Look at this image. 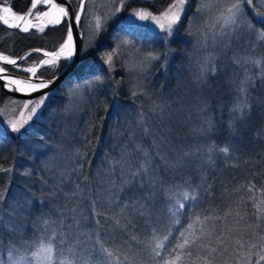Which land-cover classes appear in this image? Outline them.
<instances>
[{"label":"trees","instance_id":"trees-1","mask_svg":"<svg viewBox=\"0 0 264 264\" xmlns=\"http://www.w3.org/2000/svg\"><path fill=\"white\" fill-rule=\"evenodd\" d=\"M7 2L13 10L20 12L26 9L30 1ZM53 29L48 27L44 33L37 36L44 42L41 45L38 39L30 36L28 32L19 33L0 25V49L19 55L40 45L48 48L51 46L45 42L48 38L61 39L65 32L63 27ZM118 29L120 32L110 33L109 36L118 35L121 41L127 39L133 45L139 40L134 37L138 35L134 29ZM142 38L150 52L160 51V45L152 35L145 33ZM104 43L100 49L111 47L112 38ZM173 43L176 47L177 42L174 40ZM124 49L123 47L122 50ZM118 54L122 55L121 51ZM106 55L112 57L111 61L108 60L109 66L105 62L95 60L84 68L83 65L88 62L85 60L87 58L78 60V65L74 68L75 75L51 91L56 94L66 84L84 76L94 75L98 71L101 75V90L98 92L94 89L92 93L95 101L99 99L100 107L90 111L84 128L81 121L77 122V132L69 139L76 144L78 154L75 156L74 168H70L67 182L61 178L63 183L58 184L57 178L52 176V167L46 166L44 162L46 151L42 154L34 150L35 147L49 142L45 135L48 128L53 125L60 129L62 127L64 120L59 117L56 119L57 114L53 111L62 100L61 95H56L57 98L52 96L55 100L45 103L40 113L20 131L4 135L0 133V192L7 189L4 192V200L0 202V264H11L13 260L19 261L20 264H31L29 257L32 246L41 239L44 240L40 237H43L46 231L48 237L50 236V228H44V221L49 218L38 217L43 202L49 205L43 207L45 211L48 207L52 209V215L45 213L43 216L50 217L53 223L51 237L48 241L44 240L54 245L51 264H58L59 259L77 260L76 262L82 264H163V261L175 255V246L182 243L185 237L191 238L192 234L200 237V240L179 250L182 253L191 252V255H184L177 264H201L200 257H210L215 264L228 263L233 240L239 236L243 238L246 234L251 235L249 232L256 231L258 234L259 231L256 226L260 222L256 217L257 208L254 205L260 193L264 199V99L255 93L251 97L253 107L250 113L240 119V114H234L231 110V89L225 78L226 70L222 69L218 74L210 76L207 79L209 87L206 89V96L210 98L209 106L206 114L204 111L202 114L206 124L205 132L197 134L194 130L189 137L182 128L186 116L181 115L170 118L177 124L176 130L166 131V126L162 128L173 143H184L189 147V151L193 149L195 153L191 158L166 171L161 179L152 164L159 166L161 175V172L165 171V165L162 167L160 160H167L170 151L166 154H163V149L157 152L159 147L151 141L156 143L152 131H155V127L159 128L161 119L162 126L164 125L165 114L160 119V116L157 118L150 115L149 111H152L150 108L153 102L159 101L160 97H164L162 95L172 88L173 82L170 81L177 56L172 57V61L166 64L162 60L155 61L142 79L133 81L128 79L130 77L121 69L124 67L125 58L117 57L114 53ZM7 97L9 95L1 88L0 104ZM133 109H140L146 114L150 129L144 136L134 135L133 140H129L133 146L130 150L131 159L138 163V171L142 172L145 179L140 174L138 180L141 184L138 185L130 172L132 176H128L126 188H129L130 192L140 188L141 196L136 206L146 209V213L129 217H124V212H121L124 213L123 216L116 215L114 213L119 212L121 203L118 200L112 216L109 215L110 209L106 211L105 207H100L102 209H98L95 214L97 207L94 206L93 211L94 195L91 193L95 188H100V184L93 173L94 168L98 162L111 154L114 131L121 130L120 134H127L130 126L128 123L134 116ZM209 121L214 125L210 133L207 131ZM230 124H235V128H229ZM77 134H80L79 137ZM53 145L57 147V144ZM225 146L230 149L227 155L218 151ZM142 166L147 167L146 172ZM6 169L9 171H4ZM25 172L28 174L25 175ZM22 189L23 193L39 198L41 202L38 204L34 200L32 205L28 206L29 209H26L19 198ZM18 191L19 199H14L12 196ZM184 193L189 194L186 200L183 198ZM192 196L196 198L192 199ZM180 203H183V208L178 207ZM206 217L208 219H205ZM113 219L119 220V224H112ZM189 225L192 227L189 228ZM249 225L251 227H247ZM108 227H111L112 235ZM202 227L205 232L210 231L211 236H201ZM94 228L97 229L100 241L92 235ZM181 233H184V237ZM165 236L168 237L167 240L164 239ZM217 236L221 237L223 243L217 241ZM209 241V248L200 246L208 244ZM160 243L164 247H157ZM102 248L109 249L113 255L109 257ZM211 248L218 251L211 252ZM9 251L13 253L11 260ZM21 257L25 259L21 260ZM258 263L263 264L264 260L256 259L253 264Z\"/></svg>","mask_w":264,"mask_h":264},{"label":"rangeland","instance_id":"rangeland-1","mask_svg":"<svg viewBox=\"0 0 264 264\" xmlns=\"http://www.w3.org/2000/svg\"><path fill=\"white\" fill-rule=\"evenodd\" d=\"M82 2L83 9L80 10L81 0H72L71 9L73 11H80L81 18L78 23V30L81 34V48L78 60H82L84 57L87 58L85 60H88V62L83 65L84 68L88 67L86 65L95 60L96 62H105L109 66L108 55L106 54L114 53L117 57L125 58L124 67H121V69L130 77L128 79L133 81L136 79L137 81L138 79H142L155 61L162 60L166 64V62L169 63L172 61V57L175 58L177 56L176 65L171 76L172 81H170L173 82L172 88L169 92L164 93L162 95L164 97H160L159 101L156 100L153 102L150 108L152 111H149L150 115L157 116V118L160 116V119L165 114L164 125L162 126L161 119L159 128L155 127V131H152L153 140H156V143L151 141V143L159 147L157 152L161 151V149L164 150L163 154L169 153L170 151L168 159H165L166 161L160 160V165L162 167L165 165V171H162L161 175L158 171L159 166H156L154 163L152 164L154 171L161 179L163 178L162 175L166 174V171L171 170L174 165H178L184 160H187V158H191L195 153L193 149L189 151V147L185 146L184 143L180 144L178 140L176 141L179 144L178 142L173 143L170 136L164 133L162 128L166 126V131L176 130L177 124L170 118L181 115V117L186 116L183 119L182 128L189 137L194 130L198 132L197 134L205 132L206 124L203 119L204 115L202 114L203 111L206 114L209 106L210 98L206 96V89L209 87L207 79L210 76L212 77L214 74H218L222 69L226 70L225 78L231 89V110L237 99L236 87L246 76L252 77L255 83V87L249 89L250 100L255 93H258L264 99V77H261V73H264V59H262L264 58V41L259 39V34L264 33V21L258 15V13H264V0H254L252 5L243 3V0H185L182 11H180V19L178 23L173 25L170 34L167 28L161 29L155 20L140 19L137 13L155 16L159 20V23L166 25L167 17L164 13L167 11L170 15L171 12L177 11L176 8H169L170 5L176 3V0H82ZM0 4L2 5L0 9L4 5L12 8L7 0H0ZM234 4L240 5L239 10L233 9L230 12L229 10L232 9ZM44 8L45 5L40 4L31 10V15L27 18L30 19L29 22L35 25V27H31L28 34L38 39L39 37L37 36L44 33L48 27L52 30H54L53 28L63 27L65 32L61 36V39L57 37L55 39L51 38L50 40L48 38L45 41L51 45L48 48L41 46L44 42L41 41L42 39H38L41 43L40 46L33 47L19 55L10 54L0 49V54H5L10 59L19 58L23 53H26V55L17 60L18 66L0 62V67L4 69V72L48 78L55 75L64 65L65 59L61 58L55 65H44L36 69L35 74L26 71L27 68L34 67L37 62L44 60L45 55L41 51H55L67 35V25L64 18H62L60 24L52 26L43 17H40L41 15L39 14L42 13ZM13 12L18 13L15 10ZM233 12H235V23L229 20ZM25 26H28V24H22L20 28ZM118 27L122 29H134L135 32H138V35L134 37L139 40L133 45L127 39L121 41L122 39L118 35L113 34L109 36L110 33L120 32ZM39 28H43L44 31L40 32ZM17 31L22 33L21 30ZM107 33L108 36L106 37ZM145 33L152 35L157 40V43L160 45V51L157 53L150 52L145 47L146 43L143 41V38L141 39ZM111 38L113 45L108 48L103 47L104 49L101 47L102 49H100V46H103L105 41L109 42ZM174 40L177 42L176 47L173 46L175 45L173 43ZM123 47L125 48L124 50H122ZM36 49H40L41 51H35ZM125 50L127 52L123 53ZM119 51H121L123 56L118 54ZM257 59L261 60L259 65L252 63V61ZM117 67L116 69H118ZM212 68L215 69L214 73L211 72ZM100 76L98 71L89 77H81L77 81L70 82L68 85L66 84L56 94H52L51 91L53 89L32 98H16L8 94L9 97L0 104V133L4 135V133L10 134L18 132L13 131V123L26 126L25 124L31 121V119H28L31 108L35 106V102L39 101L42 96L45 97L44 103L40 105L35 115L40 113L45 103L50 100L54 101L59 95L62 96V100L58 106L53 108V111L57 114L55 116L56 119L59 117L64 120L61 129L56 125H53L55 127L52 126L50 129L48 128V132L45 135L49 142L39 145L34 149L42 154L46 151V154H44V162L46 166L49 165L52 167L54 174L52 176L54 179L55 177L57 178L58 184L63 183L60 181L61 178L64 179V182H67L71 166L74 168V160L78 154V148L69 139L71 135L77 132V122L81 121L80 123L84 128L87 115L90 114V111L100 107L99 99L95 101L96 98L92 95L94 89L98 92L101 90ZM52 96L56 97L54 98ZM27 102L32 103L29 104L28 108H25L24 105ZM133 114L132 121L128 123L130 126L128 128L129 130H126L127 134H120L122 132L121 130L114 131L115 137L111 141V154L101 162H98L94 168L93 173L96 174L100 184V188H95L94 192L91 193L94 195L92 208L94 206L97 207L95 209L96 211L93 208L95 214L96 212L98 213V209H102L100 207H105L104 209L106 211L108 208L110 209L109 215L112 216L114 205L119 202L118 200L121 203H119L118 207L119 212L116 211L114 213L116 215L122 214L123 216L125 213L124 217H129L130 215H145L146 213V209L144 210L143 207L139 208L136 206L141 196L139 195L140 188L133 189L131 191L133 195H131L129 188H126L129 175H133V180L137 181L138 185L141 184V181L139 182L138 179L143 175L142 172L138 171L139 166L136 165L138 163L131 159L130 150L133 149V146L130 141L133 140L134 135L144 136L143 134L150 129L146 114H143L140 109H133ZM24 121H27V123H24ZM79 135L77 134L78 137ZM187 139L189 138L187 137ZM53 144H57V147ZM57 148L60 150H57ZM151 160L154 161V158ZM130 172L132 175L129 174ZM143 177L145 179L144 175ZM18 194L19 191L13 194L12 197L14 199L21 198V202L25 205L26 209H29L28 206L32 205L34 200L38 204L41 202V199L33 198L29 196L31 194H27L26 192L23 193V189L19 198ZM256 204L264 208L262 193L258 196ZM47 205L43 202V207H47ZM43 207L41 206L38 217L41 216L43 219H50V217L44 218L43 216L45 213L52 215V209L48 207V210L45 211ZM256 214L260 222L256 226L259 228H257L259 230L258 235L254 236V232H249L251 235L245 233L246 235L243 238L239 236V238L237 237L236 240H233V248L229 252L230 257L227 264H253L256 259L261 258V260H264V249L251 247V245L257 243L259 236L264 235V217L258 214L257 209ZM104 215L108 217V214L105 213ZM49 219L44 221V225H46L44 228L45 230L47 227L50 228V236L48 237V231H46L43 237H40L47 241L53 233V227H51L53 225L52 219ZM113 221L112 224H117V220L113 219ZM93 230L92 235L100 241V237L96 231L97 229L94 228ZM110 230L111 227H108V231ZM110 234L112 235L111 231ZM44 240L41 239L35 243L34 247L32 246L31 253L37 252L38 256L32 257L30 253L29 258L31 264H51V261L49 262L43 259L44 253L40 245L47 244ZM237 241H240V243L237 244ZM100 253L102 252L100 251ZM61 261L63 260L59 259L56 262L61 264Z\"/></svg>","mask_w":264,"mask_h":264},{"label":"snow or ice","instance_id":"snow-or-ice-1","mask_svg":"<svg viewBox=\"0 0 264 264\" xmlns=\"http://www.w3.org/2000/svg\"><path fill=\"white\" fill-rule=\"evenodd\" d=\"M45 4L47 5L49 3V0H32V6L31 9L29 10L28 13L24 14V15H18L16 13H14L12 11V9L10 7H4L3 11L4 13H11L12 18L18 21H24L25 19V15L30 16L31 15V10L35 9L37 7L38 4ZM71 3L72 0H65V5L64 6H57L54 5L55 7H58L59 9V13L60 16L56 17L55 19H52L49 21V24L52 26H55L57 24H60L62 22L61 18H66L67 21V36L66 39L64 40V43L60 45V51L59 52H53V53H45L46 56H50L52 57V59H48V60H43L41 61V65H55L57 63L58 60H60L62 57L66 60V61H71L73 58V33H72V23H73V17H74V22L79 23L80 21V11H76L74 10L73 12L69 11V8L71 7ZM243 3H246L248 5H252L254 3V0H243ZM185 4V0H176V3L173 5H170L169 8H176L177 11L171 12V14L169 15V13L166 11L164 13V15L167 17V24H163V23H159V20L155 17V16H149L147 14L145 15H141L140 13H137V15L140 16V19H152L155 20L161 29H165L167 28V30L169 31V34L171 33V29L173 27L174 24L178 23L179 19H180V11H182L183 5ZM240 5L239 4H234L232 6V9H230L229 11L231 12L233 9L235 10H239ZM83 9V2L81 0L80 3V10ZM39 15L42 16H48L49 13L44 12V13H40ZM258 15L261 16V20L264 21V13H258ZM235 12H233V15L231 17H229L230 22L235 23ZM0 20H3V23L5 25L9 24V20L6 16H0ZM99 26V25H97ZM11 27H16L19 28L20 25L19 24H14L11 25ZM31 27H35V25H32L30 22L28 23V26H25L23 28H21L20 30L22 32H29ZM40 32H43L44 29L43 28H39ZM259 39L261 41H264V33L259 34ZM35 51H41L40 49H36ZM112 57L111 55H109L108 60L111 61ZM264 59V58H262ZM0 60H4L6 61L8 64H11L13 66H18L17 65V61L16 60H12L9 59L8 57H3L0 56ZM239 63V62H237ZM252 63L259 65L261 63V60L257 59L252 61ZM27 72L35 74L36 72V68L35 67H29L26 69ZM211 72H215V69L212 68ZM0 73H4V69L0 68ZM261 77H264V73H261ZM0 79H3L5 81H9L11 84L14 85H21L23 84V87H20L16 90L18 91H36L38 89H43L46 88L48 85L41 81L39 84H32V83H28V82H24V81H20V80H12L11 78L7 77L6 75H2L0 76ZM9 85L8 83H5L3 85V87L7 88ZM255 87V83L253 81V78L250 76H246V78L242 81L239 82V84L236 87V92H237V99L233 104V108L232 111L233 113H239V118L243 119L246 115V113H250L253 105L251 103L250 100V93H249V89ZM44 99L45 97H41V99L37 102H35V106H33L31 108V112L29 114L28 119H32V116L35 115L37 113V109L40 107V105H42L44 103ZM32 102H27L25 103L24 107L28 108L29 104H31ZM24 123H27V121H24ZM23 127V124L21 125H17L16 123L12 124V128L13 131H19L20 128ZM213 127L214 125L212 124L211 121L208 122V127H207V131L210 133L213 131ZM229 128H235V124H230ZM229 147L225 146L223 148L218 149L219 152L227 155L229 153ZM143 170L146 172L147 171V167L142 166ZM4 171H9V170H4ZM25 175H27L28 173L25 172ZM251 186V185H250ZM254 187V186H252ZM7 189H4L3 192H0V202H2L4 200V192H6ZM183 198L186 200L189 198V194L188 193H184L183 194ZM195 196H192V199H195ZM179 208H183L184 205L183 203H180ZM254 207L257 208L258 214H260L262 217H264V208H261L259 206V204L254 205ZM205 219H208L207 217ZM97 223H99V221H97ZM117 224H119V220H117ZM192 225H189V228H191ZM247 227H251L250 225ZM222 235V234H221ZM254 236H257V233H253ZM181 236L184 237V233H181ZM201 236H211V232H205L203 227L201 229ZM165 240L168 239L167 236L164 237ZM217 241H219L220 243H223V241L221 240L220 236L216 237ZM200 240V237L196 236L195 234L191 235V238L185 237L182 241V243H179L175 246V248L173 249V252L175 253L174 256H172L171 259L163 261V264H177V261H180L183 259L184 255H191V252L188 253H182L179 250L180 249H184L185 247L189 246V245H193L196 244L198 241ZM63 243V241H61ZM211 241H209L208 244H201L200 246L203 248H209ZM240 241H237V244H239ZM157 247H164V245L162 243L157 244ZM251 247L256 248L259 247L261 249H264V235L259 236L258 241L256 244L251 245ZM40 248L42 250V252L44 253V260L47 261H51L53 259V251H54V245L49 242L47 244H41ZM102 251L105 252L109 257H111L113 255L112 251H110L107 248H102ZM153 251H155V249H153ZM218 251L215 248H211V252H216ZM13 253L12 251H9L8 256L11 260ZM32 257H37L38 253L37 252H32L31 253ZM157 255H159V253H157ZM25 259L24 257H21V260ZM199 260L201 261V264H215V262L210 258V257H200ZM11 264H20L19 261H11ZM61 264H78V262L73 261V260H67L65 259L64 261H61ZM225 264H227V262H225Z\"/></svg>","mask_w":264,"mask_h":264},{"label":"water","instance_id":"water-1","mask_svg":"<svg viewBox=\"0 0 264 264\" xmlns=\"http://www.w3.org/2000/svg\"><path fill=\"white\" fill-rule=\"evenodd\" d=\"M29 4L26 7V9L24 11H22L21 13H17L18 15H24L26 13L29 12V10L31 9L32 6V0H29ZM52 2H54L57 6H64L65 5V0H52ZM42 4V3H41ZM40 5V4H38ZM0 6H2L0 4ZM72 6L69 8L70 12H73V9H71ZM12 9V8H11ZM33 10V9H32ZM0 16H2L0 14ZM28 15H25V19H27ZM24 19V21H25ZM64 20L66 21V18H64ZM0 24L6 28L9 29H16V30H20L21 25L23 24V21H17L15 23H10L8 25H5L3 23V20H0ZM14 24H19L20 27L16 28V27H11V25ZM66 25H67V21H66ZM79 27H78V23L74 22V17H73V23H72V33H73V58L71 61H65L63 67L53 76L48 77V78H41V77H35L32 75H28V76H24L22 74H9L8 72H4V73H0L1 75H11V76H16L17 78H19L21 81L24 82H28V83H32V84H39L41 81L45 82L48 86L46 88L43 89H38L36 91H18L16 89H18L17 86H15L14 84H11L9 81H5L3 79H0V89L2 88V90L4 92H6L7 94H9L12 97H16V98H32L35 97L43 92H47L51 89L56 88L57 86L63 84V81H66L67 79H69L70 77L75 75V72L73 71L75 65L77 64V60L79 59V53H80V48H81V34L79 32ZM68 31V28H67ZM67 36V35H66ZM57 49L55 51L52 52H56ZM42 54L45 55V52L41 51ZM24 55H26V53H23L21 57H17V58H13L12 60H18L20 58H22ZM3 63L8 64L6 61H3ZM41 61L37 62L36 66H34L36 69H38L39 67H41ZM5 83H8V87L5 88L3 87V85Z\"/></svg>","mask_w":264,"mask_h":264},{"label":"bare ground","instance_id":"bare-ground-1","mask_svg":"<svg viewBox=\"0 0 264 264\" xmlns=\"http://www.w3.org/2000/svg\"><path fill=\"white\" fill-rule=\"evenodd\" d=\"M43 5H45V4H43ZM54 5H56L54 2H52V0H49V3L47 4V5H45V8H44V10H42V13H44V12H47V13H49V15L48 16H40L41 18L43 17L44 19H45V21L46 22H49L50 20H52V19H55L56 17H58V16H60V13H59V9H58V7H55ZM4 7H9L8 5H4L3 7H1V9H0V14L2 15V16H6L7 18H8V20H9V22L10 23H15V22H17L18 20H15V19H13L12 18V15H11V13H4V11H3V8ZM13 11V10H12ZM15 13V12H14ZM17 14V13H16ZM62 19V18H61ZM29 21H30V19H25V21H23V25H25V24H28L29 23ZM66 39V38H65ZM64 39V40H65ZM64 40H62V43H60V45L61 44H63L64 43ZM60 45H59V47H58V49H57V51L56 52H59L60 51ZM43 52H45V53H53V52H48L47 50H44ZM0 56H3V57H8L7 55H5V54H0ZM9 58V57H8ZM63 58V57H62ZM10 59V58H9ZM48 59H52V57H50V56H46L45 55V58H44V60H48ZM4 60H0V62H3ZM43 61V60H42ZM1 68V67H0ZM40 68V67H39ZM7 77H9V78H11L12 80H20L19 78H17L16 76H11V75H6ZM21 81V80H20ZM9 82H10V80H9ZM15 86H17L18 88H20V87H23V84H21V85H15Z\"/></svg>","mask_w":264,"mask_h":264}]
</instances>
